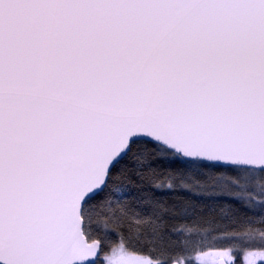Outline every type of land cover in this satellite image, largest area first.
Here are the masks:
<instances>
[{
  "label": "snow or ice",
  "instance_id": "1",
  "mask_svg": "<svg viewBox=\"0 0 264 264\" xmlns=\"http://www.w3.org/2000/svg\"><path fill=\"white\" fill-rule=\"evenodd\" d=\"M0 264H264V0H0Z\"/></svg>",
  "mask_w": 264,
  "mask_h": 264
}]
</instances>
